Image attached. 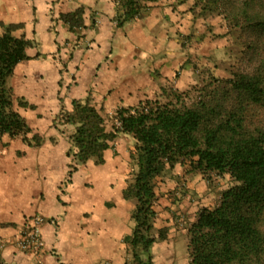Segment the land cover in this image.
<instances>
[{
	"label": "crops",
	"instance_id": "obj_1",
	"mask_svg": "<svg viewBox=\"0 0 264 264\" xmlns=\"http://www.w3.org/2000/svg\"><path fill=\"white\" fill-rule=\"evenodd\" d=\"M78 8L83 41L67 59L59 49L80 30H70L60 16ZM189 9L187 0H158L117 26L121 0H0V21L18 25L12 35L32 42L29 60L18 63L7 82L14 107L43 139L30 147L1 137L0 264H132L123 238L131 233L135 202L123 199L125 183L115 168L129 158L126 143L132 139L120 135L103 153V164L87 160L66 183L74 127L54 126L53 119L88 93L109 112L150 98L173 84L176 73L181 83L174 88L185 86L195 47L203 44L202 20L193 21ZM18 99L27 106L19 107ZM34 214L46 219L40 229L44 248L36 254L16 246L24 219Z\"/></svg>",
	"mask_w": 264,
	"mask_h": 264
},
{
	"label": "trees",
	"instance_id": "obj_2",
	"mask_svg": "<svg viewBox=\"0 0 264 264\" xmlns=\"http://www.w3.org/2000/svg\"><path fill=\"white\" fill-rule=\"evenodd\" d=\"M156 1L121 0L123 13L117 26L140 16L149 3ZM82 13L78 8L60 19L70 30H77L84 27ZM246 26L264 32V22L256 19ZM18 27L0 21V140L6 135L38 147L43 139L15 109L7 84L14 67L29 60L25 52L32 47L23 35H12ZM82 37L78 35L77 39ZM231 90L241 100L258 104L264 99V71L236 76L231 80ZM161 91L164 102L145 98L109 113L98 108L89 93L84 100H73L70 111L61 109L53 125L74 127L66 183L87 160L103 164V153L114 147L120 135L129 136L133 141L129 160L135 170L122 197L135 205L131 233L123 242L129 247L132 264H153L150 248L165 238L164 230L156 236L151 234L156 217L155 178L166 167L176 165L186 166V172L191 173L228 174L233 184L220 193L215 206L200 208L187 229L188 264H264V129H250L238 110L226 112L204 101L187 105L185 93L175 88ZM17 105L26 107L27 103L18 99Z\"/></svg>",
	"mask_w": 264,
	"mask_h": 264
},
{
	"label": "rangeland",
	"instance_id": "obj_3",
	"mask_svg": "<svg viewBox=\"0 0 264 264\" xmlns=\"http://www.w3.org/2000/svg\"><path fill=\"white\" fill-rule=\"evenodd\" d=\"M187 1L192 20H202L203 44L195 47L201 54L198 51L193 58L191 78L185 80V86H180L177 91L185 93L183 98L187 105H198L204 101L219 105L226 112L238 110L245 115L246 125L250 129L263 130L264 99L258 104L241 100L232 92L231 80L238 75L251 76L264 71V32H255L246 26L254 19L264 22V0ZM78 34L79 31H75L76 39L59 49L63 55L67 53L64 55L67 59L78 48V43L83 41V37L82 40L77 39ZM192 36L194 34L191 32L188 38ZM63 55L57 60L60 70L64 68ZM176 74L172 79L173 84L160 86L150 98L164 102L166 98L161 95V90L173 89L175 82L181 83L180 74ZM126 149L129 155L133 141L126 143ZM69 157L67 168L72 161V157ZM119 167L120 181L126 186L135 167L129 158L121 159L120 165H115L116 169ZM186 168L178 165L166 167L154 180L156 217L151 234L156 236L159 230H164L165 238L156 241L150 248L153 264H188L187 229L200 208L215 206L220 193L233 184L228 174L191 173L186 172Z\"/></svg>",
	"mask_w": 264,
	"mask_h": 264
},
{
	"label": "built area",
	"instance_id": "obj_4",
	"mask_svg": "<svg viewBox=\"0 0 264 264\" xmlns=\"http://www.w3.org/2000/svg\"><path fill=\"white\" fill-rule=\"evenodd\" d=\"M78 35H81V30ZM44 222H46V219L38 214H34L24 219L17 235L16 246L22 251L33 254L42 252L44 242L40 229Z\"/></svg>",
	"mask_w": 264,
	"mask_h": 264
}]
</instances>
